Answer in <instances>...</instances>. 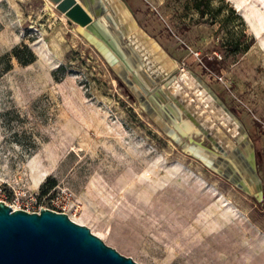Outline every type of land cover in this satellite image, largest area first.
I'll list each match as a JSON object with an SVG mask.
<instances>
[{
    "label": "rangeland",
    "instance_id": "1",
    "mask_svg": "<svg viewBox=\"0 0 264 264\" xmlns=\"http://www.w3.org/2000/svg\"><path fill=\"white\" fill-rule=\"evenodd\" d=\"M124 1V19L174 59L162 80L137 59L127 61L140 72L116 71L47 0H0V200L62 210L139 264H264V0H198L203 16L193 0ZM205 56L219 73L205 71ZM170 80L195 110L168 93ZM187 121L194 130L182 134ZM190 146L227 160L245 186Z\"/></svg>",
    "mask_w": 264,
    "mask_h": 264
},
{
    "label": "water",
    "instance_id": "2",
    "mask_svg": "<svg viewBox=\"0 0 264 264\" xmlns=\"http://www.w3.org/2000/svg\"><path fill=\"white\" fill-rule=\"evenodd\" d=\"M48 1L58 11L64 14L68 24L85 27L114 51L122 62L118 64V62L111 63L109 61L116 71H120L122 74L126 73V71L132 72L133 69L127 62L129 58L135 62V59L141 62L142 67L150 75L154 76L153 78L156 81H159L163 75H169L171 72L172 69L157 74L159 72L153 70L156 64H158V59L148 49V46L151 43H155L168 57H170L169 54L145 30L138 27L135 20V24L130 23L128 25L121 18L119 9L114 7L109 0H101L99 2L101 5L100 11L94 10L95 8L93 9L95 7L94 0ZM119 1H121V4L119 3L120 7L124 6L125 10L132 15L126 2L124 0ZM92 4H94L93 7L91 6ZM100 13H104V17L107 20L106 23H103L100 18H97ZM123 38H126L127 42L123 41ZM172 60L174 61V59ZM120 65H124V67ZM183 73L179 76V80L182 82H184L181 77ZM188 73L191 79L192 74L190 72ZM174 80L178 81L177 79ZM189 88H193L194 91V86ZM180 90L179 84L177 91L170 92L168 90V93L181 104H183L181 99L186 98L185 102L190 103L195 110L194 106L196 107V105L188 95L182 93L183 95L175 94L174 96V93ZM157 120L161 122L160 119L157 118ZM160 124L163 126L162 122ZM199 128L204 133L209 130L201 125ZM164 129L166 130V128ZM242 132L246 135L243 130ZM246 137L252 148L253 143L249 141L248 136ZM249 158L250 163L253 164L254 151L252 149L249 153ZM225 162L223 165L231 168L228 161L225 160ZM245 177L250 183L255 182L253 175H245ZM241 184L245 186V183L242 181ZM259 186V183L256 182V189ZM0 264L139 263L107 245L99 236L92 233L89 227L72 220L65 212H58L49 208H41L39 212H28L23 209H12L10 205L0 200Z\"/></svg>",
    "mask_w": 264,
    "mask_h": 264
},
{
    "label": "bare ground",
    "instance_id": "3",
    "mask_svg": "<svg viewBox=\"0 0 264 264\" xmlns=\"http://www.w3.org/2000/svg\"><path fill=\"white\" fill-rule=\"evenodd\" d=\"M48 1V0H47ZM104 1V0H103ZM110 2H111V0H109ZM49 2V1H48ZM50 3V2H49ZM111 4H112V2H111ZM97 6L99 7H97L98 9H100L101 10V5L98 3L97 4ZM115 7V6H114ZM117 9H119V12L121 13V18L122 19H124V18H128V16L126 17V15L128 14V13H126V10H124V8H122V7H120V5L118 6V8ZM131 15V14H130ZM133 19V18H132ZM126 19H124V21H125ZM133 21H134V19H133ZM135 23V22H134ZM133 24V23H132ZM79 26V25H78ZM79 30L87 37V39L88 40H90L100 51H102L103 53H106L107 54V56H106V58L108 59V60H110V62L111 63H115V62H118V64H121L120 62H119V60H121L116 54H113L112 53V49L111 50H109L108 49V46H106L105 45V43L101 40V39H99L96 35H94L92 32H90V31H88L85 27H82V26H79ZM136 30V29H135ZM148 49L155 55V57H156V59H158V61H157V63L158 64H156V66H155V69H153V70H156V71H158L159 73H157V74H160L162 71H168V70H170V69H173L174 68V65H175V62L170 58V57H168L165 53H163L162 51H161V49L160 48H158L156 45H155V43H151L150 44V46H148ZM114 52V51H113ZM119 58V60H118V58ZM129 59V58H128ZM127 59V60H128ZM128 62V61H127ZM130 63V62H129ZM132 64V63H131ZM129 65V64H128ZM121 66V65H120ZM130 66V65H129ZM122 67V66H121ZM130 67H132V69L133 70H135V71H137V73L139 72V70H140V68L141 67H139L138 68V66H136V65H134V63L132 64V66H130ZM190 74H182V78H183V81L185 82V83H188V85H189V76ZM166 76H168V75H166ZM166 76H164L163 75V77L161 78V79H159V80H162L163 78H165ZM151 77L153 78L154 76H152L151 75ZM153 79H155V78H153ZM168 86H169V88H168V90L170 91V92H172V90H173V92H175V91H177L178 90V88H179V83L178 82H176V81H174L173 80V89L171 88V86H172V81L170 80L168 83ZM195 94V93H194ZM196 109H201L200 107H197ZM202 110V109H201ZM200 111V110H199ZM205 112H204V110H202V116L203 117H205ZM204 119V118H203ZM218 119V118H217ZM219 120V119H218ZM204 121H205V119H204ZM208 121V120H207ZM207 121H205V122H207ZM188 122V121H187ZM207 124H208V122H207ZM213 124H215L216 125V123L214 122ZM176 125V124H175ZM207 127H211V126H209V124L208 125H206ZM218 125H216V127H217ZM219 127V126H218ZM166 129H167V127H165ZM177 130H179V132H181L182 134H188L190 131H192V130H194V127H193V125L191 124V123H186V124H179V125H177ZM167 131L168 132H170V133H172L170 130H168L167 129ZM197 131V130H196ZM215 131H216V134H218L219 135V137H221V136H226V135H224L225 133L220 129V127L218 128V129H215ZM221 131V134L222 135H220L218 132H220ZM173 134V133H172ZM175 140L176 139H178V133L176 132V134L174 133L173 134V136H172ZM245 137H246V135H245ZM237 138V137H236ZM246 139H247V137H246ZM239 140V139H238ZM247 141V140H246ZM248 142V141H247ZM249 143V142H248ZM249 147H251V145H250V143H249ZM187 150H189L194 156H196V157H198V158H201V156H202V154L205 156V157H207L210 161H211V164L213 165V167H217L218 168V170L219 171H225V169H224V165L221 163V162H217L216 161V158L214 159V154L213 153H210L209 151H207V150H204V152L203 151H201L200 149H198V147L197 146H190L189 147V149H187ZM203 152V153H202ZM250 153V152H249ZM204 161V160H203ZM206 161V160H205ZM233 161H234V163L235 162H237V160L236 159H233ZM219 166H221L222 168H220ZM230 167L232 168V166H231V164H230ZM255 185H256V182H255ZM255 188V187H254Z\"/></svg>",
    "mask_w": 264,
    "mask_h": 264
},
{
    "label": "flooded vegetation",
    "instance_id": "4",
    "mask_svg": "<svg viewBox=\"0 0 264 264\" xmlns=\"http://www.w3.org/2000/svg\"><path fill=\"white\" fill-rule=\"evenodd\" d=\"M125 22L128 24V25H130V23H132V21L130 20V19H126L125 20ZM228 118H226L225 116H223V117H220L219 119H220V122L223 124V125H226V127L229 129V131L233 134V136H235V137H237L236 139H237V142H244V143H246V145L249 147V143L246 141L247 139H246V137L244 136L245 134L242 132V130L240 131L239 129H240V127L238 126V124H235L232 120H231V122L229 121V119H231L229 116H227ZM236 127H237V129H236ZM239 130V131H238ZM238 132V133H237ZM239 132H241L242 134H239ZM220 135H222L221 134V132H218ZM225 135V134H224ZM221 138V141H222V144H223V146H224V148L226 149V151L228 150V151H232V149H233V146H234V142H232V140L229 138V137H227L226 136V138L225 137H223V136H221L220 137ZM229 140H228V139ZM239 139V140H238ZM220 147V146H219ZM220 148H223V147H220ZM223 148V149H224ZM248 150V154H249V148L247 149ZM237 152H241V155H242V157H244L245 156V153H242V151H240V149L238 148L237 150H236V153ZM233 154V153H232ZM239 154V153H238ZM240 156V155H239ZM235 159V158H234ZM237 160V159H236ZM249 161V160H248ZM220 168H222L221 166H219ZM234 170H232L231 168H229V167H227V169H225V174L226 175H229V176H231L233 179H235L240 185H242L241 184V181H240V178L235 174V171L233 172ZM237 172V171H236ZM238 174V173H237Z\"/></svg>",
    "mask_w": 264,
    "mask_h": 264
},
{
    "label": "trees",
    "instance_id": "5",
    "mask_svg": "<svg viewBox=\"0 0 264 264\" xmlns=\"http://www.w3.org/2000/svg\"><path fill=\"white\" fill-rule=\"evenodd\" d=\"M195 8L200 12V15H204V9L201 5V2L198 0H193ZM14 55L19 61H23V58L17 53V50H14ZM29 61V60H27ZM26 62V61H23ZM203 64L205 71L208 73L217 72L219 73L221 71V67L219 66V60L217 57L208 58L207 56L203 57ZM56 184V181L53 178H48L43 186L48 185L49 187H53ZM46 192V191H44Z\"/></svg>",
    "mask_w": 264,
    "mask_h": 264
},
{
    "label": "built area",
    "instance_id": "6",
    "mask_svg": "<svg viewBox=\"0 0 264 264\" xmlns=\"http://www.w3.org/2000/svg\"><path fill=\"white\" fill-rule=\"evenodd\" d=\"M8 205H9V204H8ZM11 207H12V209H23V210H26V211H28V212H39L41 208H45V207H39V208H32V209H29V208H23V207H21V206H18V207H13V206H11ZM49 209H51V208H49ZM52 210H55V209H52ZM55 211H58V212H64V211H62V210H55Z\"/></svg>",
    "mask_w": 264,
    "mask_h": 264
},
{
    "label": "crops",
    "instance_id": "7",
    "mask_svg": "<svg viewBox=\"0 0 264 264\" xmlns=\"http://www.w3.org/2000/svg\"><path fill=\"white\" fill-rule=\"evenodd\" d=\"M94 2H98L99 3V0H94ZM113 6H115L116 8H118V1H113V4H112Z\"/></svg>",
    "mask_w": 264,
    "mask_h": 264
}]
</instances>
